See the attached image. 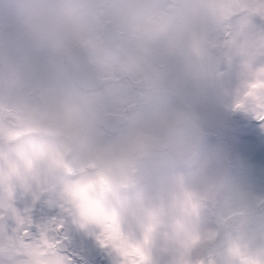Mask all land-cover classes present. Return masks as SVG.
<instances>
[{
    "label": "clouds",
    "instance_id": "obj_1",
    "mask_svg": "<svg viewBox=\"0 0 264 264\" xmlns=\"http://www.w3.org/2000/svg\"><path fill=\"white\" fill-rule=\"evenodd\" d=\"M222 112L264 124V0H0V207L43 196L114 264H264Z\"/></svg>",
    "mask_w": 264,
    "mask_h": 264
},
{
    "label": "rangeland",
    "instance_id": "obj_2",
    "mask_svg": "<svg viewBox=\"0 0 264 264\" xmlns=\"http://www.w3.org/2000/svg\"><path fill=\"white\" fill-rule=\"evenodd\" d=\"M241 113L245 116V121H248V124L246 122H243L241 125L239 122L229 123L225 119L226 113H220L219 127L222 130L220 137L225 142L229 151L228 132L230 129L232 130L233 158L231 159H233L232 163L234 167L239 171L243 180L256 192H264V124L254 122L253 119L250 120L249 118L252 116L246 112ZM229 117H232L233 120V115L229 114ZM216 134L217 132L215 130L210 133L213 139L218 137ZM256 176L258 177L257 180L261 177L260 181L253 179ZM251 177H253V180ZM26 198L28 206L24 209L30 221L43 222V226L53 221H58L63 224L64 228L61 233H65L72 243L73 253H63L69 258V261H73V259L79 260L81 257V259H89L97 263L100 260L99 254L103 252V264H114L113 254L101 245L95 234L91 230L80 228L73 221L71 215L58 204L55 202H47L43 196H22L19 198L20 203ZM20 203L16 202V205H20ZM52 207L55 208L51 209ZM36 210H39V213L42 210L49 213L38 216L35 215ZM12 219L15 220L14 217L9 216L2 222V224L7 225L9 230H11L10 223ZM15 225L16 221L12 227H15Z\"/></svg>",
    "mask_w": 264,
    "mask_h": 264
},
{
    "label": "snow or ice",
    "instance_id": "obj_3",
    "mask_svg": "<svg viewBox=\"0 0 264 264\" xmlns=\"http://www.w3.org/2000/svg\"><path fill=\"white\" fill-rule=\"evenodd\" d=\"M9 216L14 217L16 221L15 227L11 230L7 225L2 224ZM62 227V223L53 221L48 225L38 227L37 231L33 232L27 212L21 213L16 207L11 206L6 209L0 207V239L7 237L12 241L11 248L15 256L24 255L23 248L32 246H35L39 254H45L48 249L61 251L58 234ZM0 264H4L2 259H0Z\"/></svg>",
    "mask_w": 264,
    "mask_h": 264
},
{
    "label": "flooded vegetation",
    "instance_id": "obj_4",
    "mask_svg": "<svg viewBox=\"0 0 264 264\" xmlns=\"http://www.w3.org/2000/svg\"><path fill=\"white\" fill-rule=\"evenodd\" d=\"M229 114H231V115H233V120H235V121H233L232 120V117H229ZM226 118L225 119H227V121L229 122V123H234V122H239V124L241 125L243 122H246L245 121V116L244 115H242V113L241 112H232V113H228V115H227V113H226ZM250 120H252L253 119V121L254 122H259V121H257V120H255L253 117H250L249 118ZM226 122V121H225ZM246 124H248V121L246 122ZM215 135V134H214ZM217 136H218V134H216ZM233 133H232V130L230 129L229 130V132H228V136H229V154H230V156H231V158H233V153H232V151H233V149H232V145H233ZM215 137V136H214ZM219 138H221V137H219ZM215 139H216V137H215ZM231 160H233V159H231ZM253 177H251V179H252ZM257 176L256 177H254L253 179L254 180H257ZM252 179V180H253ZM260 179H261V177H260ZM260 179H258L259 181H260ZM257 180V181H258ZM47 200V202H53V201H50V200H48V199H46ZM17 203H20V200L18 199L17 201H16ZM46 202V201H45ZM34 204H35V202H34ZM28 206V202H27V198L25 199V200H23V202L22 203H20V205H16L15 207H16V209L17 210H19L21 213H24L26 210L24 209L25 207H27ZM53 208H55V207H52L51 209H53ZM27 209V208H26ZM45 213H49V212H44L43 210L42 211H40V213H39V210H36V214L35 215H38V216H42L43 214H45ZM42 218V217H41ZM14 222H15V220H11V223H10V227H11V229L13 228L12 226L14 225ZM31 224H32V230H33V232H36L37 231V228L38 227H40V226H43L42 224H43V222H39V221H31ZM63 225V224H62ZM63 228H64V226L62 227V229L60 230V232H59V234H58V239L59 240H61L63 237H66L67 238V236H66V234L65 233H61L62 232V230H63ZM65 234V235H64ZM67 240H68V242H69V248H68V250H61V252L62 253H66V254H71V253H73V250H72V243H71V241H70V239H68L67 238ZM99 259L100 260H98V262L97 263H95L93 260H89V259H87V260H85V259H81V257H80V259L78 260V259H73V261H70V264H103V257H104V255H103V252L102 253H100L99 254ZM105 264V263H104Z\"/></svg>",
    "mask_w": 264,
    "mask_h": 264
},
{
    "label": "water",
    "instance_id": "obj_5",
    "mask_svg": "<svg viewBox=\"0 0 264 264\" xmlns=\"http://www.w3.org/2000/svg\"><path fill=\"white\" fill-rule=\"evenodd\" d=\"M60 249L61 250H68L69 248V242L66 237H63L61 240H59Z\"/></svg>",
    "mask_w": 264,
    "mask_h": 264
}]
</instances>
